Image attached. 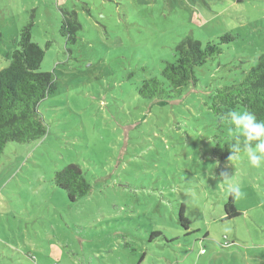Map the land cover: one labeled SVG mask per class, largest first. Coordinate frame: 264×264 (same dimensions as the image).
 I'll return each mask as SVG.
<instances>
[{"label": "rangeland", "instance_id": "obj_1", "mask_svg": "<svg viewBox=\"0 0 264 264\" xmlns=\"http://www.w3.org/2000/svg\"><path fill=\"white\" fill-rule=\"evenodd\" d=\"M29 22L57 90L40 104L47 135L0 156V264H264V164L213 154L239 133L209 107L264 54V0H0V69ZM187 36L221 53L179 99L140 97ZM69 163L92 188L77 201L54 182ZM230 184L241 215L226 220Z\"/></svg>", "mask_w": 264, "mask_h": 264}, {"label": "trees", "instance_id": "obj_2", "mask_svg": "<svg viewBox=\"0 0 264 264\" xmlns=\"http://www.w3.org/2000/svg\"><path fill=\"white\" fill-rule=\"evenodd\" d=\"M80 28L77 12L64 10L60 32L68 42L76 40ZM233 39L229 34L222 38L223 41ZM17 40L16 48L6 54L8 65L0 69V156L10 142L30 143L47 135L49 123L40 111V104L57 90L55 71L40 69L45 49L32 40V22L22 27ZM219 53V43L211 41L203 45L191 36L185 37L176 46L175 60L167 61L158 75L143 79L138 87V95L152 101L179 99L191 84L197 83L196 69ZM239 106L264 120V54L258 57L257 65L240 81L218 86L209 107L220 119L230 120L228 113ZM238 135L223 144L218 143L212 149L213 154L225 160L244 152L232 151L231 145ZM54 182L67 192L70 201L88 195L92 189L77 163L66 164L57 170ZM224 207L226 220L241 215L232 194H229ZM179 217L182 225L188 229L190 221L185 216L184 207L180 209Z\"/></svg>", "mask_w": 264, "mask_h": 264}, {"label": "clouds", "instance_id": "obj_3", "mask_svg": "<svg viewBox=\"0 0 264 264\" xmlns=\"http://www.w3.org/2000/svg\"><path fill=\"white\" fill-rule=\"evenodd\" d=\"M228 117L234 129L239 133L235 138V143L231 145L233 153L242 150L252 167H261L264 164V120L258 119L249 111L233 110L228 113ZM241 145H243L242 148ZM227 175L228 173L223 174V176ZM228 191L234 197L243 196L239 185H228Z\"/></svg>", "mask_w": 264, "mask_h": 264}]
</instances>
